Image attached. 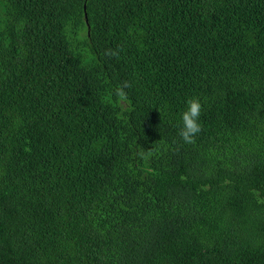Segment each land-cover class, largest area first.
<instances>
[{
	"label": "trees",
	"instance_id": "16d2710c",
	"mask_svg": "<svg viewBox=\"0 0 264 264\" xmlns=\"http://www.w3.org/2000/svg\"><path fill=\"white\" fill-rule=\"evenodd\" d=\"M0 264H264V0H0Z\"/></svg>",
	"mask_w": 264,
	"mask_h": 264
},
{
	"label": "clouds",
	"instance_id": "9594fccd",
	"mask_svg": "<svg viewBox=\"0 0 264 264\" xmlns=\"http://www.w3.org/2000/svg\"><path fill=\"white\" fill-rule=\"evenodd\" d=\"M106 54L114 56L117 53L113 50H107ZM129 86L130 83L124 81L115 89L114 94L121 102L127 101L128 94L126 89ZM201 111L202 104L198 97H192L187 101V107L181 115V126L178 131V135L184 143H195L196 136L202 131L200 123Z\"/></svg>",
	"mask_w": 264,
	"mask_h": 264
},
{
	"label": "water",
	"instance_id": "95a60500",
	"mask_svg": "<svg viewBox=\"0 0 264 264\" xmlns=\"http://www.w3.org/2000/svg\"><path fill=\"white\" fill-rule=\"evenodd\" d=\"M87 16V15H86ZM87 22H88V19H87Z\"/></svg>",
	"mask_w": 264,
	"mask_h": 264
}]
</instances>
